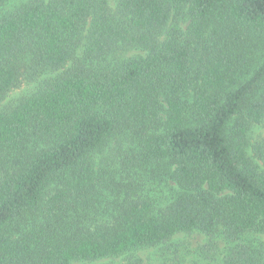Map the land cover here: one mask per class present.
Masks as SVG:
<instances>
[{
  "label": "trees",
  "instance_id": "16d2710c",
  "mask_svg": "<svg viewBox=\"0 0 264 264\" xmlns=\"http://www.w3.org/2000/svg\"><path fill=\"white\" fill-rule=\"evenodd\" d=\"M261 125L264 0H0V264H264Z\"/></svg>",
  "mask_w": 264,
  "mask_h": 264
},
{
  "label": "rangeland",
  "instance_id": "374dc122",
  "mask_svg": "<svg viewBox=\"0 0 264 264\" xmlns=\"http://www.w3.org/2000/svg\"><path fill=\"white\" fill-rule=\"evenodd\" d=\"M43 77L46 76H42L40 77V79H42ZM40 79L37 81L24 83L20 87L12 90L3 102H7L8 100H14L27 93H30L38 86ZM257 131L258 133H264V125L259 126L257 128ZM262 237L264 239V235ZM175 239L177 241L184 240V245H185L184 250H186L189 253L190 257H193L192 256L194 253L193 250H195V248L198 246L199 243L204 241L205 236L200 233H194L189 236H183V235L177 236ZM139 255L144 259V264H161V262L158 261L157 254L154 252V250L141 251L139 252ZM73 264H84V263H73ZM88 264H95V263H88ZM110 264H118V261H112ZM201 264H206V263H201Z\"/></svg>",
  "mask_w": 264,
  "mask_h": 264
}]
</instances>
